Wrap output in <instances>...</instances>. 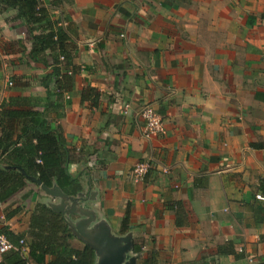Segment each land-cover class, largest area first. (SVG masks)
<instances>
[{
    "label": "crops",
    "instance_id": "0c3cea01",
    "mask_svg": "<svg viewBox=\"0 0 264 264\" xmlns=\"http://www.w3.org/2000/svg\"><path fill=\"white\" fill-rule=\"evenodd\" d=\"M40 2L80 70L70 92L48 97L51 68L30 56L38 26L0 3V105L24 99L77 155L80 191L49 188L131 234L136 264H264V0ZM145 105L164 116L163 134L143 135ZM146 161L150 172L131 178ZM30 178L0 201L11 242L30 240L39 204L60 201Z\"/></svg>",
    "mask_w": 264,
    "mask_h": 264
},
{
    "label": "trees",
    "instance_id": "16d2710c",
    "mask_svg": "<svg viewBox=\"0 0 264 264\" xmlns=\"http://www.w3.org/2000/svg\"><path fill=\"white\" fill-rule=\"evenodd\" d=\"M1 4L16 9V16L25 21L33 34L30 56L51 71L42 79L49 89L47 96H61L70 92L73 75L80 70L75 64L76 45L70 40L59 19H52L40 0H0ZM84 93V92H83ZM96 93V92H95ZM11 97L0 105V201H6L22 189L30 177L52 187L54 184L66 194L80 191L78 180L69 173V164L77 159L67 148L59 126L51 127L44 114L23 101ZM38 102L35 100L31 105ZM21 125V126H19ZM19 131V132H17ZM16 213L12 211L11 217ZM125 230V226H122ZM1 232V231H0ZM30 240H24L25 252L9 250L2 254L0 264H95L94 250L71 246L73 237L64 216L52 208L39 204L30 222ZM17 241H12L18 245ZM141 253V246L134 247Z\"/></svg>",
    "mask_w": 264,
    "mask_h": 264
},
{
    "label": "water",
    "instance_id": "95a60500",
    "mask_svg": "<svg viewBox=\"0 0 264 264\" xmlns=\"http://www.w3.org/2000/svg\"><path fill=\"white\" fill-rule=\"evenodd\" d=\"M47 194L60 198L51 207L65 215L70 230L90 246L95 253V264H136L131 234H114L107 223L99 221L92 211L78 207V198L66 196L58 187L49 188L37 178H30ZM75 216L76 218H73Z\"/></svg>",
    "mask_w": 264,
    "mask_h": 264
},
{
    "label": "built area",
    "instance_id": "2783aa9c",
    "mask_svg": "<svg viewBox=\"0 0 264 264\" xmlns=\"http://www.w3.org/2000/svg\"><path fill=\"white\" fill-rule=\"evenodd\" d=\"M10 85L11 81L8 82ZM143 120V135L145 137L157 136L163 134L165 131L164 116L157 112L151 105H145L139 112ZM153 165L150 161L138 162L135 164L130 172L131 178L134 180H142L147 173L150 172ZM164 172L167 169H163ZM24 240L20 239L18 245L13 244L8 237L0 232V256L9 250H19L25 252Z\"/></svg>",
    "mask_w": 264,
    "mask_h": 264
}]
</instances>
